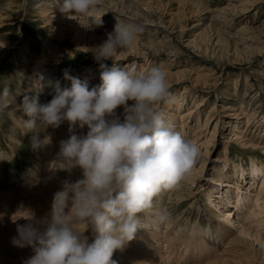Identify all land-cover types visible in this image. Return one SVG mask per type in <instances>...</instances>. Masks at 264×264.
<instances>
[{"label":"rangeland","instance_id":"374dc122","mask_svg":"<svg viewBox=\"0 0 264 264\" xmlns=\"http://www.w3.org/2000/svg\"><path fill=\"white\" fill-rule=\"evenodd\" d=\"M110 1L108 0L110 5L113 3L112 15L104 14L103 24L97 26L96 33L90 32L88 36L86 30H80L81 27L79 29L78 23H75L67 28L62 26L56 40L55 37L53 38L58 49L54 57L44 62V66L56 69L55 83L49 93L42 87L39 97L48 95L49 99L50 96H54L57 81L60 88L70 87L71 80H67L66 73L82 80L92 74L94 80L90 81L89 88L98 86L102 83L100 62L94 58L93 51L85 49H92L107 39V34L113 31L119 18L143 23L145 30L138 35L135 45L130 49L120 50L114 61L108 59L105 62L108 65L117 62L126 69L137 71H144L152 66H160L166 71L172 100L170 103L160 105V108L170 125L198 144L200 153L192 166L194 177L190 170L183 188L163 192L165 195L161 197V202H164V208L171 212L174 224L176 222L182 226L178 231V244L182 241L181 235L184 231L189 234L202 222L208 224V227L215 232L212 236L217 237H210V248L216 253L220 252L227 247V243L232 238H239L242 225L249 227L252 218L245 217L251 210V205L243 207L239 216L236 214L238 223L230 224L231 228L226 231V235L230 233L228 237L223 235L220 238L219 233H222L216 231L217 227L222 226L221 224H228V220L223 219L221 213L213 212L225 209L226 205H229L227 209H232L237 187L240 189V185L242 188L246 186L249 187L244 189L247 190L246 193L253 192L256 187L260 188L263 179L261 178L260 183L256 182L250 188V182L253 180L250 172L252 163L264 168V48L258 41L250 42L251 46L236 47L234 39H238L240 43L243 37L248 38V34L243 33L241 27H250L248 33L259 35L260 37L253 38L264 41V0H234L236 7L232 6V8L229 6L232 0H112V3ZM38 3L51 4L53 11L57 8L53 0H0V21L6 23L0 29V89L8 86L12 92L11 102L0 113V159L2 160L0 166H3L7 176L0 173L6 179L0 176V194L5 193L2 196L6 197L14 189L15 201H19L27 190L28 195L34 187L39 186L37 212L46 221L51 218L53 196L58 191L61 180L58 175L49 176L52 179L51 185H44L47 167L44 166L46 164L44 160L47 158L43 154L44 146L52 142L54 147L52 151L58 150L56 154L60 156V142L67 139L72 132L69 130L70 122L64 119L57 127L47 126L46 134L44 130L24 133L22 122L16 118L22 113L26 116L24 119H27L21 107L23 97L31 96L37 91V88L33 92L26 91L22 79L27 78L25 74H34V71L24 68L29 66L31 59L42 56L43 47L46 46L40 44L41 40L49 38L52 32L49 25H46V16L38 8ZM103 7L104 4L99 9ZM142 9L146 12L149 10L148 14ZM164 28L169 31L170 37L167 38L161 33ZM25 39L28 53L32 55L28 58L29 61H25L19 50ZM204 81L206 83L203 84ZM128 103L131 104L133 101L129 100ZM223 105H228L230 108ZM116 114L123 119V105L117 107ZM86 126L80 128L77 124L72 131L78 135H86L88 131ZM37 133L40 138L49 136L50 142L34 149L32 136ZM252 140H255L256 145L251 143ZM59 163L55 164V167H49L51 172L58 173L63 169V173L67 176L71 169L58 167ZM243 169L244 174H241ZM229 189L234 192V196L231 195L229 202L225 201L218 207L211 205L206 198L208 192L214 191L215 198ZM180 195L183 198H180ZM158 199L159 197L155 201L156 206L159 204ZM19 206L20 204L17 208ZM20 209L22 208L18 210ZM8 211H11V208ZM3 217L4 220L0 219L2 221L0 232L3 227L12 224L8 212L3 213ZM261 217L264 218V213ZM44 221L40 229L47 226ZM160 230V235H166L167 232L164 233L163 228ZM92 231L89 226L83 235L87 237ZM151 231L153 232V229L139 232ZM168 231L171 232L170 229ZM17 235L18 233L14 236ZM152 236L156 235L152 234ZM94 238L95 234L89 237L88 241L91 242ZM164 240L165 238L159 244L167 246L168 239ZM146 242L149 243L150 240L148 241L147 238ZM197 246L199 241L195 239L192 247ZM30 247L31 245L17 249L6 248L4 252H0V264H23L24 260L34 254V250ZM136 247L139 246L137 244L132 246V248ZM120 251L123 254L124 251ZM163 251L166 250H160L162 257L165 256ZM185 251L186 247L181 246L182 255ZM129 252H127L129 256L135 253V260L132 261L134 264H164L159 256L157 257L159 251L157 253L152 250L149 254L142 252L139 255L133 251ZM252 252L253 250L245 243L235 241L225 261L230 264H238L237 261L242 264L256 262L264 264V261H260ZM151 254L155 256L151 257ZM214 255L195 256L193 259L200 258L201 262L188 260V263L184 262V264H210L209 261L213 260ZM9 258L14 259V262ZM112 258L119 264H129L125 259L118 261L114 255ZM178 258V256L174 258L175 264ZM181 261L180 259L178 264H181ZM215 263L219 264L221 261L217 260Z\"/></svg>","mask_w":264,"mask_h":264},{"label":"clouds","instance_id":"9594fccd","mask_svg":"<svg viewBox=\"0 0 264 264\" xmlns=\"http://www.w3.org/2000/svg\"><path fill=\"white\" fill-rule=\"evenodd\" d=\"M61 13L92 29L103 24L97 10L103 0H53ZM143 23L117 19L113 31L92 49L99 61L102 83L89 88L87 79L65 75L71 86L60 88L41 103L38 84L35 94L23 97V132H37L47 126L69 123L72 134L60 144L59 167L80 166L83 178L65 182L55 192L51 219L40 229L32 223L18 224L12 243L31 245L34 254L23 264H117L113 253L131 241L138 229L159 230L169 224L171 212L156 207L158 196L180 186L196 162L200 148L170 125L160 105L170 103L172 94L167 73L160 66L144 71L126 69L114 61L122 49L132 48ZM43 80V76L39 77ZM11 89H0V113L11 102ZM131 100L133 103L129 104ZM124 106L123 119L116 114ZM88 126L86 135L72 129ZM50 142V137L32 136V147ZM19 216H13L16 220ZM29 220L32 213L23 215ZM91 227L95 238L83 235ZM205 232L210 229L205 228Z\"/></svg>","mask_w":264,"mask_h":264},{"label":"bare ground","instance_id":"6f19581e","mask_svg":"<svg viewBox=\"0 0 264 264\" xmlns=\"http://www.w3.org/2000/svg\"><path fill=\"white\" fill-rule=\"evenodd\" d=\"M232 1L229 3V6H231V8H232V6L236 7L235 1L234 0H232ZM61 2H62V0H61ZM110 3H112V0L110 1ZM103 4H104V7L99 9V11H97V18H99V15L101 13H103L102 16H101V19H102V17H104V14L108 13V15H112L111 12H112L113 9H112L111 5L113 3L110 5L108 3V0H103ZM50 5L51 4L44 3V4H39V6H38V8L41 10V12L44 14V16H46V18H45L46 25H49V27L52 30V32L50 33L49 38H46L44 41L41 40L40 44L43 43L42 46H46V47H43L44 49L42 50V56L39 57V58L35 57L34 59H31L29 66H26L24 68V69H31L32 71H34V74H32V75L25 74L27 76V78L26 79L25 78L22 79L23 82H24V85L26 86L25 89H26L27 92H33L34 89L37 88L36 86L38 84H42L43 87L46 89V91L49 93V91L52 88V85H54L55 76H56V72L57 71H56V69H50L48 66L45 67L44 66V62L46 60H48V58L54 57V54L56 53V50L58 49V45L55 43V40H56L57 34L61 30L62 26H66V28H67V27H69L71 25L73 26L75 23H78L79 29L81 27L80 30H86V34L87 35L90 32L91 33H96L98 31L97 26H94L92 29H86L85 27L81 26V24L76 19H72V18L70 19L65 14L61 13L60 10H59V6L58 5H56L57 8H55L54 11L51 9ZM144 8H145V6H144ZM146 8H147V5H146ZM143 11H145V10H143ZM120 13H121V11H120ZM4 23L0 21V29L3 28L4 25L6 24V23L5 24ZM248 29H250V27H241V31L243 33L245 32V33L248 34V38H244L243 37L241 39L242 41L240 43H239L238 39H234V41L236 42V44H234V45L236 47L243 46V45L251 46L252 43H250V42L258 41L259 43L263 44V48H264V41L263 40L253 38L254 36L257 37V38L260 37V36L259 35L258 36L257 35H252L251 33H248V31H247ZM161 33L166 35L165 37H167V38L170 37V36H168V34H170L169 31L167 29H165V28L162 29ZM54 37H55V40H53ZM241 43H242V45H239ZM26 45H27V40L25 39V41L23 42V45L20 46L19 50H20L22 56H24L25 61H29L28 58H31L32 55L30 53H28V47ZM229 48H230V46L227 47V50ZM34 69H36V70H34ZM22 71H24V70H22ZM25 73H26V71H25ZM41 75L43 76V80L39 79V77ZM85 77H86L85 79L88 80V83H90L91 80H94V77L92 76V74L88 75V76H85ZM67 80H69V79L67 78ZM65 82L67 83V81H65ZM204 83H206V82L204 81L203 84ZM206 85H208V83ZM61 89H63V88H61ZM54 95H55V93H54ZM247 96H249V95H247ZM52 98H53V95L50 96L49 99H48V95H45V96L39 97V100H40L41 103H46V102L50 101ZM247 100H249V99H247ZM246 102H248V101H246ZM223 106H227L228 108H230V106H228V105H223ZM11 107H13V106H11ZM245 107H246V105H245ZM223 108H226V107H223ZM243 109H245V108L243 107ZM8 111H10V110H8ZM12 111H13V108H12ZM20 117H22L21 119H24L26 116L24 114H22V113H19L17 115V117H16L17 120H20V122H22ZM86 128H88V126H86ZM44 133L46 134V130L45 129H44ZM251 138H253V137H251ZM249 141H250V139L248 140V142ZM251 143L253 145H256L255 144V140H252ZM11 145H12V143H11ZM52 149H54V147L52 146V142L48 146H44V151L45 152H43V154H45V157H47L44 160V163H46V164H44V166L47 165V167L45 169L46 176L44 177V180H43L45 186L51 185L52 179L50 177H56V175H58V178L61 180L59 185H58V188H59L58 190H61L64 187V184H65L66 181L67 182H74V181H76L78 179L83 178V173H82L83 169H81L80 167H71L70 168L71 170L68 171V175L67 176L63 173V169L60 172H58V173L57 172L56 173L55 172H51L49 167H55L54 165L58 164L62 160V158H60V156H58L56 154L58 150L52 151ZM14 155H15V153H14ZM190 170H191V173H192V175L194 177L195 174L193 172V167ZM250 172L252 173V177H253V180H251L252 183L250 182V184H251L250 188L253 186V184L255 185L256 182H259L260 179L263 178L260 188L258 186V187H256V189L253 190V192L246 193L247 190L244 191V189L249 188V187L245 186V188H244V186H243V188H242L241 185H240V189H239V187H237V190H236L237 191L236 192V198H235L236 200L234 201L233 208L232 209H227L229 207V205H226V206L224 205L226 207L225 209L223 208L222 210L219 209L218 210L219 212H217V211L213 212L215 214H220L221 213L223 215V219H225L226 221L228 220V222H229L228 224H225V225L221 224L222 226L221 227L219 226L220 229H219V227L216 228V231L222 233V234L219 233L220 238H222L223 235L228 237V236H230V233L228 235H226V231H229V228H231L230 224L232 222H234L235 224L238 223L237 218H235L236 214H237V216H239L241 214V212H242V208L243 207H246V206L248 207L249 205H251L250 206L251 210L247 213V215L245 217V218H250V217L252 218L251 223L249 224V227H246V226L242 225L243 228L240 229V231H239L240 232L239 233V235H240L239 238H237V237L232 238L227 243L228 244L227 247L223 248L220 252L216 253L215 250H212L210 248L209 239H210V237H213V238L216 237V236H212L213 234H215V232L212 230L211 227H208V224H204L202 222L200 224H198L195 228H193L192 231L189 234H187L186 231H184L183 234L181 235L182 241L178 244V239H179L178 231L182 229V226H179L180 224L179 223L177 224L176 222L174 224V222L172 221V219L174 220V218H172V219H170V222H169V224L167 226L162 227L163 230H165L164 233L167 232L166 235L165 234L160 235L161 234V230L160 229L159 230L153 229V232L152 231H151L152 233L151 232H147L148 234L145 233V232H139L141 230L142 231L145 230L144 228H142L141 230L137 231L135 237L131 241L127 242L126 245L122 249L115 250L113 255L115 256V258H117L118 261H120L121 259H125V261H127L129 264H134L132 261L135 260V255H134L135 253L134 254L131 253V255H130L131 259H129L130 256L127 253L128 251L136 252V254L139 255L142 252H144V253L147 252V254H149L152 250H155V252H157V253L159 251L157 257L159 256V258L164 262V264H175L174 263V258L176 256L179 257L177 259L176 264L180 263V259L182 260L181 264H184V262L188 263V260L195 261L196 263L197 262H201V261H199L200 258L199 259H193V257H195V256H200V257H205L206 256V257H208V256H211V255H214V253H215V255L213 256V260L209 261V262H211L210 264H216L215 261H217V260H219V262L221 261V263H219V264H230V263L225 261V257L229 253V250L232 248L234 242L238 241V242L245 243L250 249L253 250L252 254H254L256 258H259L260 261H264V236H263L264 218L261 217V214L264 213V191H263L264 190V168H261L256 163H252V166L250 167ZM0 173H3V176L7 177L5 172H4L3 166H0ZM189 173H190V171L182 179V181L180 183V186L177 187V189H179V188L181 189V187L185 185L184 184L185 183V178H186V176L190 175ZM241 174H244V169H243V173H241ZM260 174H261V176H260ZM227 175H228V173L226 174V176ZM0 176L2 177V179L6 180L5 177H3L1 174H0ZM192 181H193V178H192ZM38 187L39 186L34 187V189H33L34 192L31 191L30 192L31 194H28V195H27V193L29 191L27 190L24 194L21 195L22 196V200H19V201H15V199H16L15 194L16 193H15V191L13 189L12 190V193H13L12 204H10V203L8 204L7 203L8 206H6V204L4 206L3 204L0 203V219L4 220L3 213L8 212V214L10 216L9 221L12 222V224H10V225H8L6 227H3L2 231L0 232V252H4L6 248H11V249L19 248V246L14 245L12 243V238L14 237V235H16L18 233L17 232V227H15V225L32 223L34 226L40 227V225L43 223L44 219L37 212V208H38V204H39L38 203V200H39L38 199V197H39V189H38ZM214 193H215L214 191L208 192L207 193L208 196L206 198L209 199V202L211 203V205L217 206V207L219 205H222L221 203H225V201L229 202L231 200V198H232L231 195L234 194V192H232V190L229 189V191L226 190L224 193L218 194L214 198ZM164 195H165V193H164ZM164 195H163V193H161L158 196L159 197V199H158V203L159 204L157 203L158 204L156 206L157 208H159V207H163L164 208V202H161V197L162 196L164 197ZM167 196H168V194H167ZM180 198H183L182 195H180ZM1 200H0V202H1ZM19 204H20V206L17 208V205H19ZM165 207H166V205H165ZM9 208H11V211H8ZM19 208H22V209L18 210ZM29 213H32L31 220H29L27 217L23 216V215H28ZM243 213H245V211ZM19 215H21V216L19 218H17L16 220L12 219L13 216H19ZM50 219L46 220L44 222L47 224L50 221ZM204 219H206V218H204ZM176 220H177V218L175 219V221ZM1 222L2 221H0V226H1ZM178 222H179V220H178ZM197 222H199V221H197ZM181 224H183V223H181ZM190 224H191V222H189L188 225H190ZM176 226H178L179 228L177 229ZM205 228L210 229V231L205 232L204 231ZM0 229H1V227H0ZM169 229L171 230V232L168 231ZM218 232H216V233H218ZM94 234L95 233L92 231V233L87 236V239L89 237H91L92 235H94ZM152 234H155L156 236H152ZM219 235H217V236H219ZM248 237H250V239H248ZM147 238H148V241L150 240L149 243L146 242ZM164 238H165V240L168 239L167 240V242H168L167 246H162L161 244H159L161 242V240L164 239ZM195 239H197L199 241V246L192 247V245L194 244V240ZM136 244L139 247L132 248V246L136 245ZM129 245L131 246V248H129ZM152 245L154 247H152ZM165 245H166V243H165ZM181 246L186 247V251H185L184 255L181 254ZM30 249L33 250V247L31 246ZM162 249L166 250V251H163V254H165V256H163V257L160 254V250H162ZM120 250L124 251L123 254H122V251H120ZM153 255L154 254H151V257ZM9 259H10L11 262H14V259H12V258H9ZM153 260H155V259H153ZM237 262H238V264H242V263H240V261H237ZM249 262H254V260H249ZM117 264H119V262H117ZM255 264H257V262Z\"/></svg>","mask_w":264,"mask_h":264}]
</instances>
